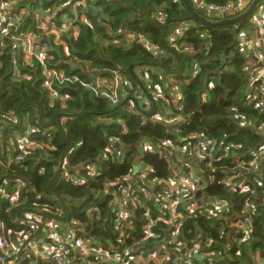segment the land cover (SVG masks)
I'll return each mask as SVG.
<instances>
[{"label": "trees", "instance_id": "obj_1", "mask_svg": "<svg viewBox=\"0 0 264 264\" xmlns=\"http://www.w3.org/2000/svg\"><path fill=\"white\" fill-rule=\"evenodd\" d=\"M18 1L26 11L34 10L36 1L45 9L64 6L65 13L72 9V0ZM205 1L222 6L235 0ZM77 15V36H63L59 45L50 42L47 68L60 73L53 82L49 80L57 93L55 99L41 87L44 77L30 72L17 54L12 55L9 38H4L5 48H0V116L8 119H3L8 128L0 134V186L11 189L19 181L24 188L15 205L0 199V237L15 240L17 234H25L22 222L26 214H32L58 225L54 232L59 234L68 227L75 229L86 244L95 243L112 256L130 251L129 264H135L134 255L147 252H156L160 260L166 257L162 264H172L181 257L180 248L192 249L194 244H200V252L191 264L224 260L226 264H259L256 259L264 260V164L260 186L255 176L247 175L246 187L252 196L241 193L245 186L241 181L233 188L222 185L241 163L253 162L249 155L264 145V110L257 108L264 98L248 99L251 82L245 68L253 61L233 46V27L193 21L181 0H86ZM189 21L193 26L170 44V35ZM61 23L59 16L56 24ZM241 28L243 24L237 33ZM17 33L41 38L31 16ZM127 34L143 37L161 53L155 55L148 47L126 40ZM14 60L21 75L31 76L28 81L11 79L16 71ZM110 73H118L123 83L117 87L115 102L102 98L93 84L97 76L113 81ZM175 87L180 95L176 105ZM135 88L150 101L148 109L132 95ZM167 107L172 118H185L189 124L152 119L162 116ZM29 127L34 132L26 134ZM26 135L36 147L16 162L19 143ZM187 139L210 142L214 160L196 155L195 144L191 146ZM165 142L185 146L187 157H181V162L188 158V165L178 162L175 153L169 158L170 166L156 152L143 154L137 147L141 143L160 147ZM92 166L98 177L90 175ZM172 167L185 182L191 183L192 178L198 182L185 198L172 192L170 183L176 176ZM139 170L152 174L142 178L133 196L126 199L128 221L117 229L116 195L107 186L135 178ZM67 172L86 182L72 186L61 178ZM144 191L148 200L142 197ZM168 195L179 203L174 209L177 218L161 202ZM196 200L205 205L207 200L223 201L229 209L223 214L199 210L188 214V202ZM245 215L249 216L248 234L234 226ZM148 225L150 237L143 230ZM41 234L39 230L28 239ZM69 259L74 260L73 253ZM94 261L89 259L87 264Z\"/></svg>", "mask_w": 264, "mask_h": 264}, {"label": "built area", "instance_id": "obj_2", "mask_svg": "<svg viewBox=\"0 0 264 264\" xmlns=\"http://www.w3.org/2000/svg\"><path fill=\"white\" fill-rule=\"evenodd\" d=\"M86 0H72V9L71 12L65 13L62 6L61 8L56 9H45L42 5L41 1H36L32 3L35 7L34 10L26 11L25 9L19 8L18 0H0V48H5L4 38H9L12 42V54L15 56L17 54L19 59H21L20 64H24L30 72H34V74H39L43 76V80L41 83V87L49 91L50 97L52 99L57 98V93L52 87L53 79L60 77V73H56L54 70L48 71L47 65L50 61L48 57V52L50 49V42H53L55 45L61 44L60 39L63 36H77L78 28L77 23L80 20V17L77 15V10L84 5ZM252 0H235L229 2L225 5H210L207 4L205 0H198L197 2H192V6L198 15L200 14H209L210 17L217 18V21H222L227 19L228 17L238 16L242 14L250 5ZM258 9L260 14L257 15L258 19L256 26H258L259 22H262L264 17V0H260ZM27 16H31L33 22L41 34V38L37 39L32 36L31 33L21 34L17 33L19 27L22 26L23 21ZM60 16L62 23L61 25H57L56 21ZM216 20V19H215ZM193 24L189 21L186 23H181L179 27L176 29L174 33H172L169 37V43L174 44L179 36H182L184 32H186ZM126 40L133 41L134 44L141 45L144 47H148L155 55H159L161 51H159L155 46L147 42L143 37H133L132 35H125ZM134 38V39H133ZM259 44L254 46L252 42L241 35L236 38V50L238 53L245 55L250 58L254 64H256L255 70L257 73H260V76L256 79L260 81L259 91L260 93L252 92L248 95L249 100H253L261 95L264 98V35L260 36L258 39ZM261 44V45H260ZM66 55H68L66 53ZM18 61L14 60L12 64V68L16 70ZM256 74V72H255ZM112 75L113 83L117 87H120L122 83V79L118 73H110ZM257 77V74L256 76ZM31 78L30 75H21L19 71H14L11 77L12 80L21 82L22 80L28 81ZM49 80H52L50 83ZM105 80L100 76H97L94 79V87L96 92L102 97L112 102H115L118 99V92L112 93L108 95H104L100 93L99 83ZM111 80V79H108ZM252 83V79L249 80ZM125 85V84H124ZM176 95L173 94L174 104H178L176 98H179L180 95L178 93V89L175 87ZM118 91V90H117ZM202 98L205 100V95H202ZM146 106L148 109L149 100L143 98H137ZM180 108L181 105H179ZM145 108V107H144ZM257 108L264 110V99H260L257 103ZM136 116L135 111H133ZM173 112L167 107L163 109V115H157L155 118L152 117L155 121H165V123H173L181 125H188L189 121L185 118H172ZM3 119H7L5 115L0 116V134L8 128V125L3 121ZM13 122L12 119H9ZM187 121V122H186ZM154 123V122H153ZM34 132L32 127H29L27 133ZM262 138L264 139V130L262 131ZM191 146L195 144V152L199 157H203L212 162L214 159L211 155V150L213 145L210 142H204L202 140L197 139H187ZM193 141V144L191 143ZM211 146V147H210ZM36 145L27 140V135L23 137V140L19 143L20 156L15 159L16 162H21L23 156L29 153V150L35 148ZM46 147H50V143L46 145ZM143 154L145 153H153L156 152L158 156L164 158L170 166H172L170 162V157L172 153L179 156L178 162L182 165H188L186 162L190 161L188 158L185 160L186 162H181V157H184L187 154V149L185 146H181L178 144H170L168 142L162 143L161 146L152 147L149 144L141 143L137 146ZM143 156V155H142ZM252 158L256 159V162L264 158V145L260 146V148L249 155ZM187 157V156H185ZM107 159V158H106ZM197 160V159H196ZM253 160V159H252ZM254 162V161H253ZM251 161L248 164L241 163L238 166L237 171L228 174L227 178L222 181V185L226 187L233 188L234 183L236 181H241L239 184L245 185L241 191L243 194H247V196H252L248 193L249 188H247V177L251 175V173L257 172L256 168H253L250 165ZM262 166L264 163H262ZM262 168V167H261ZM90 175L98 177L95 167L88 168ZM256 170V171H255ZM140 175L135 178H123L119 182L113 183L108 187V190L114 192L116 195L117 202V210L115 211L116 215V228L119 229L122 224L128 221V211L125 209V204L127 203L126 199L131 198L133 196V191H135V185L139 183L142 184V178L148 177L149 174H152L149 170H139ZM172 171L175 173V179L171 181L170 186L172 192L176 194L178 197L185 198L191 191L196 189L198 182L192 178L191 183L185 182L182 178V175L178 173L176 168L172 167ZM249 172V174L247 173ZM248 175V176H247ZM254 176V175H253ZM251 177V176H250ZM256 177V176H255ZM61 178L70 183L72 186H83L86 182L85 179L77 177L75 175L70 174L69 172L64 173ZM255 182L258 186H260V179L258 176ZM247 181V182H246ZM114 187H119V191H115ZM24 190L22 182H15L12 185L11 189H7L6 185L0 186V199L7 201L10 205H15L21 195V191ZM149 190V189H147ZM264 195V190L262 192ZM143 198L149 199L147 192L144 191L142 194ZM151 201V200H150ZM205 201V200H204ZM163 205L170 210V215L172 218H177L178 215L174 213L175 207L179 204L177 200H172L171 196L168 195L161 199ZM163 206V207H164ZM188 206L191 208L187 211L188 214L194 213L195 210H199V213L202 214H211V212H216L218 214H223V212H227L229 206L219 200L208 201L205 205L203 201H189ZM160 221V220H158ZM162 221V220H161ZM22 224L26 227L27 232L25 234L19 233L16 235L15 240H11L10 237H0V264H22L24 261L28 259H33L30 264L33 262L46 261L54 264H71L69 259V254L73 253L74 256V264H87L89 259L95 260L94 263L91 264H129L131 260V252L126 250L123 252L122 256H112L100 248L95 246V243L90 242V244H86L76 232L75 229L68 227L63 231L62 234L54 232L57 226L52 221H49L44 218V216H36L32 214H26L25 220ZM76 225V224H73ZM234 226L239 227V231L242 234H248L250 229L249 224V216L245 215L237 222H235ZM41 230L42 234L40 236L28 239L29 236ZM146 236L150 237V225L143 228ZM174 233L172 234V236ZM175 237V236H173ZM202 247H208L207 245H202ZM187 248V247H186ZM180 248L181 257L176 258L172 264H191L193 263V257L200 252V244H194L192 249ZM229 249V248H228ZM153 252L146 253L145 256L142 255H134L133 262L136 264L140 260L150 261L151 256H147L152 254ZM166 257L162 258V261H166ZM72 261V262H73ZM252 261V260H251ZM257 263L264 264V260L256 259ZM218 262H214L216 264Z\"/></svg>", "mask_w": 264, "mask_h": 264}, {"label": "crops", "instance_id": "obj_3", "mask_svg": "<svg viewBox=\"0 0 264 264\" xmlns=\"http://www.w3.org/2000/svg\"><path fill=\"white\" fill-rule=\"evenodd\" d=\"M193 1L194 0H191V2H193ZM253 1L254 0H252V2ZM252 2L250 3L249 7L251 6ZM259 2H260V0H259ZM258 5H259V3H258ZM258 5H257L256 9L254 10V12L250 15L251 19L248 20V18H250V17H247V18L241 20L238 23H235L233 25H229V26L233 27L232 31L234 30V28H236V33H237L238 30H239L238 29L239 28V24L240 25L243 24V28H241L240 33H237V34L235 33V35H233L235 37L234 39H236L237 37H240L241 35H244L245 37H247L252 42V44L254 46H257L259 44V42H258L259 37L264 35V17H263L262 22H259L258 26H255L257 24V22H258L257 21L258 19H256L257 15L260 14L259 9H258ZM200 16L205 18L209 22H219V21H217V18L210 17L209 14H207V15L200 14ZM235 17L236 16H232V17H228L227 19H233ZM252 18H253V20H252ZM251 27H252V29H250ZM255 67H256V64L248 63L247 67L245 68V72H246L245 76H247L249 78V80L252 79L250 93H252V92L254 93V92H256L259 89L258 86L253 87V83L256 82L257 81L256 79L260 76V73H257V71H254ZM255 72L257 74V77H255L256 76ZM147 256H151L152 257L150 259V261L140 260L136 264H149L150 262H151V264H162L161 263L162 260L157 258V253L156 252H153L152 254L147 255Z\"/></svg>", "mask_w": 264, "mask_h": 264}, {"label": "water", "instance_id": "obj_4", "mask_svg": "<svg viewBox=\"0 0 264 264\" xmlns=\"http://www.w3.org/2000/svg\"><path fill=\"white\" fill-rule=\"evenodd\" d=\"M181 1L183 5L185 6V8L188 10L190 17L192 18L193 21L200 23L204 26H213V27L233 25L235 23L240 22L241 20L249 17L254 12V10L256 9L259 3V0H254L251 6L244 13L236 16L233 19H226V20H222V21L214 23V22H209L205 18L198 15L191 4V0H181ZM197 1L198 0H194V2H197ZM123 29H125V26H123ZM235 33H236V28H234V30L232 31V35H235ZM235 44H236V39H234L233 41V46H235ZM259 84H260V81L257 80L256 82L253 83V87L259 86ZM191 143L193 144V141ZM114 190H116V188H114ZM201 241H203V239H201ZM71 264H74V261L71 262ZM216 264H226V260H224L221 263H216Z\"/></svg>", "mask_w": 264, "mask_h": 264}, {"label": "rangeland", "instance_id": "obj_5", "mask_svg": "<svg viewBox=\"0 0 264 264\" xmlns=\"http://www.w3.org/2000/svg\"><path fill=\"white\" fill-rule=\"evenodd\" d=\"M192 3V2H191ZM250 18H248V20L249 19H251V16H249ZM252 20H253V18H252ZM198 27H201V28H203L204 29V27H202L200 24H196ZM146 71L147 70H143V72L144 73H146ZM146 82V81H145ZM147 87L149 86L148 85V83L146 82V84H145ZM99 87H100V93H102V94H104V95H108V94H112V93H117L118 91L117 90H115V87H114V83H113V81H111V80H108V79H105V80H103V81H101V83H99ZM139 89H137V88H135V91H133V92H131L132 93V95H134V97H135V99L136 98H140V99H143L144 97L142 96V94H141V92H139L138 91ZM256 93H260V91H259V89L257 90V92ZM154 98H158V96L157 95H154ZM119 100H122V97H119ZM149 105H148V107L151 105L150 103H148ZM142 105H143V107H145L146 108V106L142 103ZM130 107H131V105H129ZM253 161L254 162H251L250 163V165H252L253 166V168H256V170H257V172H255V174L254 173H251V175H249V176H251V177H253V175L254 176H258V178L260 179V180H262V178H263V174H262V172L260 171V169H261V167H262V164H261V162L262 163H264V158H262L261 160H259L258 162H256V159L255 158H253ZM255 170V171H256ZM248 174H249V172H247ZM247 182V181H246ZM114 188H116V190L115 191H119V187H114ZM79 206V205H78ZM157 261V260H156ZM155 261V262H156ZM223 262V261H222ZM162 263V262H161ZM218 263H221V261H218Z\"/></svg>", "mask_w": 264, "mask_h": 264}, {"label": "clouds", "instance_id": "obj_6", "mask_svg": "<svg viewBox=\"0 0 264 264\" xmlns=\"http://www.w3.org/2000/svg\"><path fill=\"white\" fill-rule=\"evenodd\" d=\"M215 23V22H214Z\"/></svg>", "mask_w": 264, "mask_h": 264}]
</instances>
